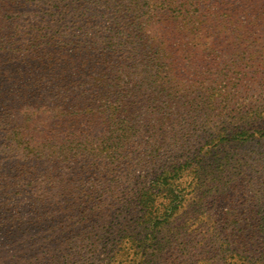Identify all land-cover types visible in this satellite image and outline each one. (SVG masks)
<instances>
[{
    "label": "trees",
    "instance_id": "16d2710c",
    "mask_svg": "<svg viewBox=\"0 0 264 264\" xmlns=\"http://www.w3.org/2000/svg\"><path fill=\"white\" fill-rule=\"evenodd\" d=\"M259 94L264 0H0V255L17 263L23 225L72 217L91 224L86 263L111 235L105 214L150 169L118 232L128 263L264 264V216L187 240V211L177 246L153 236L186 189H218L229 153L264 140Z\"/></svg>",
    "mask_w": 264,
    "mask_h": 264
},
{
    "label": "rangeland",
    "instance_id": "374dc122",
    "mask_svg": "<svg viewBox=\"0 0 264 264\" xmlns=\"http://www.w3.org/2000/svg\"><path fill=\"white\" fill-rule=\"evenodd\" d=\"M241 62L244 63L242 66L245 67V72L251 73L252 69L245 64L246 59ZM217 87L220 89L221 85ZM259 95L264 104V96ZM194 147L199 148L200 144L197 143ZM233 150L234 152L231 151L229 154L237 158H233L227 165V171L223 172L218 189L210 190L212 185H209L206 193L208 189L206 183H202L203 185L195 188L193 192H189L191 187L186 189L182 196L180 214L172 218L171 225L166 229L154 234L155 238L152 236L154 240L159 239L161 235L168 238L174 232L173 236L177 240L173 242L177 246L179 239L175 233L178 234V231L174 229L184 223L187 211H193L189 216L191 220L187 238L185 237L187 240L189 238L195 240L198 233L203 237L217 235L227 219L228 224L232 222L231 227L238 231L244 229L246 223L253 224L260 216H264V196L261 194L264 193V140L260 143H248ZM237 159L240 162H234ZM212 170L213 168L209 166L208 171L212 172ZM151 174L150 169L137 170L133 173L132 179L124 187L123 207L114 206L103 219L104 227L107 228L110 224L111 235L97 245L94 256H90L91 259L84 264H130L128 262L134 255L133 245L126 237L118 241V232L122 225L130 221L131 207L128 209L127 207L132 204L134 192L149 185ZM30 204L21 205L23 218L30 213L31 209L28 206ZM90 225L72 217H65L60 223L54 224L37 222L23 225L15 237L16 264H81L77 258L86 247L85 233ZM228 230L230 231V226ZM181 233L186 235V232ZM151 239L148 240V244ZM193 245L194 242L191 243V246ZM0 264L11 263L5 260L3 254L0 255Z\"/></svg>",
    "mask_w": 264,
    "mask_h": 264
}]
</instances>
